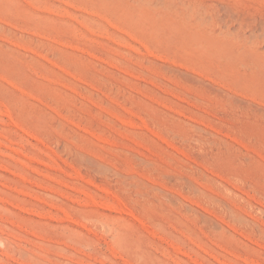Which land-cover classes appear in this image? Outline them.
<instances>
[{"label":"rangeland","instance_id":"rangeland-1","mask_svg":"<svg viewBox=\"0 0 264 264\" xmlns=\"http://www.w3.org/2000/svg\"><path fill=\"white\" fill-rule=\"evenodd\" d=\"M0 264H264V0H0Z\"/></svg>","mask_w":264,"mask_h":264}]
</instances>
